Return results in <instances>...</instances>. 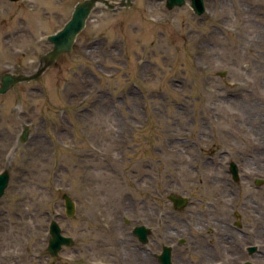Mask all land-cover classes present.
<instances>
[{"label":"rangeland","instance_id":"obj_1","mask_svg":"<svg viewBox=\"0 0 264 264\" xmlns=\"http://www.w3.org/2000/svg\"><path fill=\"white\" fill-rule=\"evenodd\" d=\"M78 1L39 0V26L30 30L41 54L50 49L46 37L70 19ZM131 1L116 10L96 6L73 50L40 78L38 102L25 96L18 105L12 92L0 99V171L9 169L0 199V264H140L145 247L134 249L120 220L130 217L132 201L146 200L145 190L132 188L137 179L144 188L160 182L155 168L164 167L167 180L182 183L186 175L175 170L194 176V153L213 137L220 145L239 144L242 173L260 167L264 0H204L201 16L189 1L171 10L160 0ZM10 26L0 25V41ZM147 118L134 145L130 121ZM27 121L28 141H9ZM113 125L124 135L123 160L111 159L110 168L108 156L95 152L120 149ZM130 145L137 149L135 165ZM64 193L76 202L71 217ZM53 219L73 238L56 258L47 250Z\"/></svg>","mask_w":264,"mask_h":264},{"label":"flooded vegetation","instance_id":"obj_2","mask_svg":"<svg viewBox=\"0 0 264 264\" xmlns=\"http://www.w3.org/2000/svg\"><path fill=\"white\" fill-rule=\"evenodd\" d=\"M0 5L4 6L5 13L2 17L0 13L1 26L9 28L17 15V24L10 26V31L0 41L1 89L5 75L27 76L39 68L41 51L39 38H35L30 30L39 26V0H0ZM21 13L27 14L19 15ZM22 36L28 39L22 40ZM39 80L17 83L7 92L0 93V99L12 92L18 105L25 104V96L28 102H38ZM148 121V118L130 121L131 143L136 142L134 133L149 126ZM27 122L31 133L32 123ZM22 123L19 132L10 135L9 141L19 140ZM69 125L70 128L73 126L71 122ZM112 127V140L120 149L115 147L114 151L104 154L95 152L98 156H108L103 158L110 168L111 159L122 162L121 142L124 141V135L118 132L120 126ZM145 139L146 143L157 145L148 137ZM197 140L203 142L201 138ZM218 142L213 137L197 148L191 168L194 176L181 169L175 170L176 176L186 175L182 183L177 179L167 180L164 167L155 168V174L161 176L160 182L150 180L145 188L141 186V179L134 183V190H145L146 202L136 204L132 201L130 217L122 219L120 216V220L128 225V236L132 237L134 249L139 245L145 247L143 258L137 260L140 264H164V258L160 257H164L167 248L171 264H264V132L258 150L260 167L248 168L243 173L240 166L245 155L239 151V144L220 145ZM130 149H133V160L129 159L135 165L137 149L131 145ZM147 168L151 169L150 166ZM130 169L135 174V170ZM140 227L146 236L145 243L140 240L142 234L137 230Z\"/></svg>","mask_w":264,"mask_h":264},{"label":"water","instance_id":"obj_3","mask_svg":"<svg viewBox=\"0 0 264 264\" xmlns=\"http://www.w3.org/2000/svg\"><path fill=\"white\" fill-rule=\"evenodd\" d=\"M189 5L193 9L194 13L198 16L205 12L204 0H189ZM186 3V0H165V6L168 10L174 7H181ZM102 4L108 9H115L117 7H129L131 6L130 0H81L73 9L70 19L64 24V26L56 33L49 35L47 41L52 44V48L41 56L40 67L27 76H13L5 75L3 78L2 88L0 93H5L10 86L22 82L30 81L39 78L48 68L54 65L55 61L64 53L71 52L73 45L77 39L79 33L84 29L86 21L91 11L98 5ZM220 75H224L221 73ZM28 136V128L25 126L22 133V141L26 140ZM235 174V171L234 173ZM9 181V169H4L0 172V199L4 195L5 189ZM64 208L65 214L69 217L75 213V203L70 199L69 195L64 194ZM175 202L177 200H174ZM138 232H143V228L137 229ZM49 239L47 242V249L49 255L53 258L59 255V252L64 246H70L72 244V238L65 236L62 233L61 227L56 220H51L48 227ZM142 234V233H141ZM145 234H142L141 242H145ZM164 264L170 263V251L167 248L164 251Z\"/></svg>","mask_w":264,"mask_h":264}]
</instances>
